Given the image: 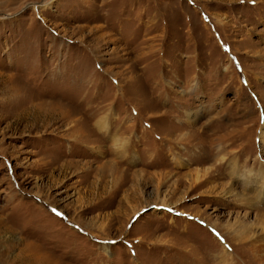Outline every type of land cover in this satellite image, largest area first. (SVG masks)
I'll return each mask as SVG.
<instances>
[{
  "label": "rangeland",
  "instance_id": "1",
  "mask_svg": "<svg viewBox=\"0 0 264 264\" xmlns=\"http://www.w3.org/2000/svg\"><path fill=\"white\" fill-rule=\"evenodd\" d=\"M262 115L264 0H0V264H264Z\"/></svg>",
  "mask_w": 264,
  "mask_h": 264
},
{
  "label": "bare ground",
  "instance_id": "2",
  "mask_svg": "<svg viewBox=\"0 0 264 264\" xmlns=\"http://www.w3.org/2000/svg\"><path fill=\"white\" fill-rule=\"evenodd\" d=\"M102 128V127H101ZM103 129L105 130V128L103 127ZM102 129V130H103ZM107 130V129H106ZM260 142L262 143V145L264 146V131H262L261 132V134H260ZM238 164L236 163V161L234 160L233 161V164H232V172H234L235 174H237L238 173ZM260 173H261V175L260 176H257V177H259V179H260V181H261V183H262V185H264V172H262V168L260 169ZM253 174H256L255 172H252V171H249V172H247L244 176H245V178L247 179V180H253ZM233 175V174H232ZM237 176H243V174H240V175H237ZM198 179V176H196V180ZM198 181V180H197ZM259 192V194L258 195H260V194H262V192H261V190H259L258 191Z\"/></svg>",
  "mask_w": 264,
  "mask_h": 264
},
{
  "label": "snow or ice",
  "instance_id": "3",
  "mask_svg": "<svg viewBox=\"0 0 264 264\" xmlns=\"http://www.w3.org/2000/svg\"><path fill=\"white\" fill-rule=\"evenodd\" d=\"M262 120H264V115H262ZM55 211V210H54ZM59 214V213H58Z\"/></svg>",
  "mask_w": 264,
  "mask_h": 264
}]
</instances>
